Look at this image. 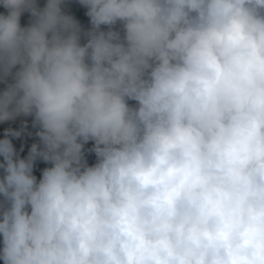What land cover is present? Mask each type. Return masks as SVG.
I'll use <instances>...</instances> for the list:
<instances>
[{"label":"clouds","instance_id":"9594fccd","mask_svg":"<svg viewBox=\"0 0 264 264\" xmlns=\"http://www.w3.org/2000/svg\"><path fill=\"white\" fill-rule=\"evenodd\" d=\"M79 3L0 0L3 264H264V0Z\"/></svg>","mask_w":264,"mask_h":264},{"label":"trees","instance_id":"16d2710c","mask_svg":"<svg viewBox=\"0 0 264 264\" xmlns=\"http://www.w3.org/2000/svg\"><path fill=\"white\" fill-rule=\"evenodd\" d=\"M37 5L39 7H43L46 3V0H36ZM64 11L70 15H73L81 24V27L86 31L88 30L90 25V18L86 15L87 9L80 5L79 0H64ZM0 13H5L6 10L0 6ZM30 14L25 12L21 16V26H28L30 22ZM120 25L117 24L116 28L120 29ZM102 29L107 30L106 26H102ZM122 34V33H121ZM86 40L81 38V43H85ZM15 71V69H14ZM11 82V81H9ZM5 84L3 82H0V92H2L5 88ZM130 105H135V101H129ZM33 117L28 116H18L14 120L0 122V139L5 138V131L7 129H12L15 131H19L21 135L19 137H12L9 136V139H11L14 148L16 149V152L20 158H25L31 148V145L33 143H39V138L36 136V132L39 131L38 127L33 126ZM93 146V142L89 141L87 144H85V154L86 159L89 165H92L96 162V156L93 152L89 151ZM3 157H0V162H2ZM51 165L48 163H45L43 160H37L35 162L33 174L37 177V180H39L42 170L45 167H50ZM3 175V170L0 169V176ZM3 198L0 197V200ZM0 248H2V237H0ZM0 264H3V260L0 259Z\"/></svg>","mask_w":264,"mask_h":264}]
</instances>
